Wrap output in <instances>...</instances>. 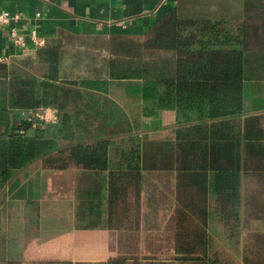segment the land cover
Here are the masks:
<instances>
[{"label":"trees","instance_id":"obj_1","mask_svg":"<svg viewBox=\"0 0 264 264\" xmlns=\"http://www.w3.org/2000/svg\"><path fill=\"white\" fill-rule=\"evenodd\" d=\"M178 5L139 35L86 43L59 28L0 60V190L32 162L81 166L73 226L115 245L58 264H264V224L243 196L246 177L264 184V0H240L238 17ZM42 106L58 120L34 115Z\"/></svg>","mask_w":264,"mask_h":264},{"label":"crops","instance_id":"obj_2","mask_svg":"<svg viewBox=\"0 0 264 264\" xmlns=\"http://www.w3.org/2000/svg\"><path fill=\"white\" fill-rule=\"evenodd\" d=\"M180 1L0 0V10L20 14L15 26L21 33L36 29L47 37L62 28L86 37L139 35ZM10 26L0 24V57L4 61L27 51L14 43ZM81 168L49 169L32 162L12 173L0 190V264L94 262L116 254L108 229L73 226L76 173ZM257 195L254 207L258 214L251 223L262 227L264 200Z\"/></svg>","mask_w":264,"mask_h":264},{"label":"rangeland","instance_id":"obj_3","mask_svg":"<svg viewBox=\"0 0 264 264\" xmlns=\"http://www.w3.org/2000/svg\"><path fill=\"white\" fill-rule=\"evenodd\" d=\"M179 13L181 15H214L217 16H224V17H238L241 15V5L240 0H181L179 5ZM92 37H88L87 40H85L86 43H90L93 40ZM96 40V38H95ZM94 40V41H95ZM98 40V39H97ZM78 68H75L77 70ZM264 85V82L263 84ZM111 96L116 99L118 102L123 104V106L131 113V115H134L135 113V103L133 101H129L128 99L123 97L122 89L116 86V88H113L111 91ZM152 136H161L163 134L167 133V130H162L160 132H152ZM261 183L256 181L253 176H248L244 179L243 182V196L245 197L246 203L244 207L252 209V205L256 206L257 196H259L260 199L264 200L262 195L264 196V187H260ZM263 192H262V189ZM256 189H260L261 191H257ZM259 192V193H258ZM161 214V213H160ZM222 229L219 230V241L223 243H229L231 238L227 239L224 237V234L222 233ZM229 249L231 250V253H234V248L229 244ZM229 250V251H230ZM58 264V263H57Z\"/></svg>","mask_w":264,"mask_h":264},{"label":"built area","instance_id":"obj_4","mask_svg":"<svg viewBox=\"0 0 264 264\" xmlns=\"http://www.w3.org/2000/svg\"><path fill=\"white\" fill-rule=\"evenodd\" d=\"M20 19V14L11 12L8 9L0 10V24L9 23L10 35L14 38L13 41L18 45L21 51H25L44 43L45 37L38 33L36 29H31L26 33H21L17 30L15 23ZM3 58L0 57V60ZM34 115L46 122H56L58 120V110L53 106H42L38 108Z\"/></svg>","mask_w":264,"mask_h":264}]
</instances>
